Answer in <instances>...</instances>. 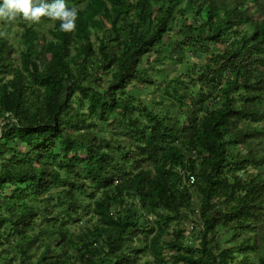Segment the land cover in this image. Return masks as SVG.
Segmentation results:
<instances>
[{
  "label": "trees",
  "instance_id": "1",
  "mask_svg": "<svg viewBox=\"0 0 264 264\" xmlns=\"http://www.w3.org/2000/svg\"><path fill=\"white\" fill-rule=\"evenodd\" d=\"M66 4L0 22V264H264V0Z\"/></svg>",
  "mask_w": 264,
  "mask_h": 264
},
{
  "label": "clouds",
  "instance_id": "2",
  "mask_svg": "<svg viewBox=\"0 0 264 264\" xmlns=\"http://www.w3.org/2000/svg\"><path fill=\"white\" fill-rule=\"evenodd\" d=\"M18 18L38 24L43 18L59 20L60 30L72 32L76 28L78 11L68 7L66 0H2L0 3V22L12 23ZM6 32L0 31V37Z\"/></svg>",
  "mask_w": 264,
  "mask_h": 264
},
{
  "label": "rangeland",
  "instance_id": "3",
  "mask_svg": "<svg viewBox=\"0 0 264 264\" xmlns=\"http://www.w3.org/2000/svg\"><path fill=\"white\" fill-rule=\"evenodd\" d=\"M84 6V4H82L81 5V7H83ZM18 29H20V27H18ZM92 39H93V41L95 42V44H98V42H97V40H96V36H93L92 37ZM160 67H162V65H159V68ZM181 68V64H178L177 65V67H174V66H172L171 65V69H174V70H179ZM176 70V71H177ZM173 73L174 72H172L169 76H171V75H173ZM155 75L156 76H158L157 75V73H155ZM146 87H150L149 85H146ZM154 87L153 86H151L150 87V90H144V91H142L141 92V95H140V97H141V99H144V100H148V102L149 101H151V100H158V98L160 97V95H162V93H164L163 92V88L161 87L159 90H157V91H155V92H152L154 89H153ZM157 92V93H156ZM152 93H156L155 95H153ZM169 100L168 99H166V103L168 102ZM3 123V121H2V119L0 120V126H1V124ZM191 221H186L185 222V227H190L191 226ZM200 226L199 227H201L202 225L201 224H199ZM76 231H78V229H75ZM195 234H198V230L196 229V232H195Z\"/></svg>",
  "mask_w": 264,
  "mask_h": 264
},
{
  "label": "built area",
  "instance_id": "4",
  "mask_svg": "<svg viewBox=\"0 0 264 264\" xmlns=\"http://www.w3.org/2000/svg\"><path fill=\"white\" fill-rule=\"evenodd\" d=\"M190 183H194L195 182V179H194V177L193 176H190V181H189Z\"/></svg>",
  "mask_w": 264,
  "mask_h": 264
}]
</instances>
